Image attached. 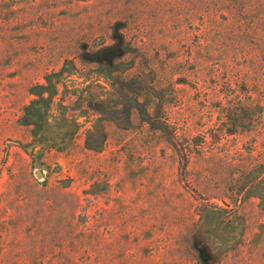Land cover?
I'll use <instances>...</instances> for the list:
<instances>
[{"label":"rangeland","instance_id":"rangeland-1","mask_svg":"<svg viewBox=\"0 0 264 264\" xmlns=\"http://www.w3.org/2000/svg\"><path fill=\"white\" fill-rule=\"evenodd\" d=\"M0 264H264V0H0Z\"/></svg>","mask_w":264,"mask_h":264},{"label":"trees","instance_id":"trees-1","mask_svg":"<svg viewBox=\"0 0 264 264\" xmlns=\"http://www.w3.org/2000/svg\"><path fill=\"white\" fill-rule=\"evenodd\" d=\"M157 129H159L163 134L166 135L167 141L172 145L174 150L177 153L181 154L179 156L184 157L181 144H180L174 130L172 128H170L169 125L165 121H163V125L160 127H157ZM180 160H181L180 170L183 171L185 169V161H183L182 158H180Z\"/></svg>","mask_w":264,"mask_h":264}]
</instances>
